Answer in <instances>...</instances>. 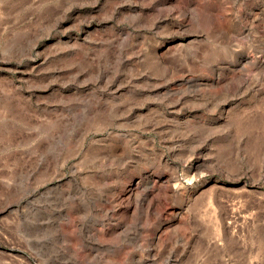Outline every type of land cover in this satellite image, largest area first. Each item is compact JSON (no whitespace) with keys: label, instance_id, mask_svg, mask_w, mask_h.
<instances>
[{"label":"rangeland","instance_id":"374dc122","mask_svg":"<svg viewBox=\"0 0 264 264\" xmlns=\"http://www.w3.org/2000/svg\"><path fill=\"white\" fill-rule=\"evenodd\" d=\"M0 264H264V0H0Z\"/></svg>","mask_w":264,"mask_h":264}]
</instances>
